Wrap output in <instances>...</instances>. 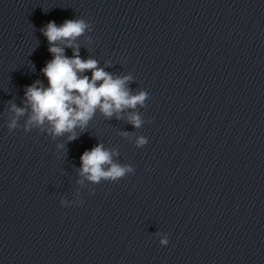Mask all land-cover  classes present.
<instances>
[{
	"label": "water",
	"instance_id": "water-1",
	"mask_svg": "<svg viewBox=\"0 0 264 264\" xmlns=\"http://www.w3.org/2000/svg\"><path fill=\"white\" fill-rule=\"evenodd\" d=\"M70 19L81 59L149 93L73 141L25 130L41 29ZM98 143L134 172L81 176ZM0 264H264V0H0Z\"/></svg>",
	"mask_w": 264,
	"mask_h": 264
},
{
	"label": "clouds",
	"instance_id": "clouds-1",
	"mask_svg": "<svg viewBox=\"0 0 264 264\" xmlns=\"http://www.w3.org/2000/svg\"><path fill=\"white\" fill-rule=\"evenodd\" d=\"M88 28L89 24L84 19H70L59 26L50 21L41 29L48 40V50L53 59L42 69L48 86L45 87L37 80L25 89V100L31 108L25 123L26 131L33 127L43 128L47 124V131L51 135L62 136L67 133L68 140L73 141L77 138L76 129H86L97 109L105 117L111 118L116 114L119 119V113L125 109L145 106L149 93L142 90L132 94L127 87L132 77H114L99 68L97 60L81 59L79 47L74 41ZM65 47L73 49L72 57L64 54ZM87 70H91V78L83 75ZM11 109L16 118L26 113L25 108H19L15 104ZM16 118L8 125L10 131L17 127ZM128 122L135 128H140L144 123L136 112L129 115ZM147 143L148 139L144 136L136 140L137 147H144ZM113 155L115 153L98 143L81 155L80 175L93 183H99L101 180L117 181L134 172L129 165L113 162ZM63 204L62 201V207ZM168 242L167 234L159 241L162 246H166Z\"/></svg>",
	"mask_w": 264,
	"mask_h": 264
}]
</instances>
